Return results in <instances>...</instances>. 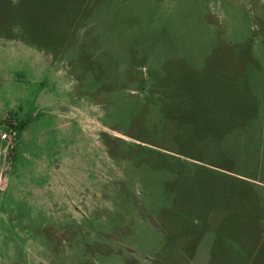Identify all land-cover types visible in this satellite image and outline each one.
Here are the masks:
<instances>
[{
  "label": "rangeland",
  "instance_id": "rangeland-1",
  "mask_svg": "<svg viewBox=\"0 0 264 264\" xmlns=\"http://www.w3.org/2000/svg\"><path fill=\"white\" fill-rule=\"evenodd\" d=\"M0 264H264V0H0Z\"/></svg>",
  "mask_w": 264,
  "mask_h": 264
},
{
  "label": "built area",
  "instance_id": "built-area-1",
  "mask_svg": "<svg viewBox=\"0 0 264 264\" xmlns=\"http://www.w3.org/2000/svg\"><path fill=\"white\" fill-rule=\"evenodd\" d=\"M15 136V132H10V131H7V132H4L1 136V140L2 141H6V142H10L13 137Z\"/></svg>",
  "mask_w": 264,
  "mask_h": 264
}]
</instances>
